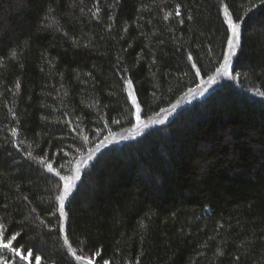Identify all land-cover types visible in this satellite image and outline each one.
I'll use <instances>...</instances> for the list:
<instances>
[{
    "label": "trees",
    "instance_id": "1",
    "mask_svg": "<svg viewBox=\"0 0 264 264\" xmlns=\"http://www.w3.org/2000/svg\"><path fill=\"white\" fill-rule=\"evenodd\" d=\"M223 4L243 17L231 65L240 77L94 156L65 201L69 250L57 227L62 182L37 160L55 154L68 175L130 129L122 76L146 120L200 82L189 52L204 79L213 75L228 31L222 2L99 0L97 18L96 0H0V224L21 232L13 246L32 264H79L71 251L97 249L95 264H264V5ZM50 8L60 31L45 28Z\"/></svg>",
    "mask_w": 264,
    "mask_h": 264
},
{
    "label": "snow or ice",
    "instance_id": "2",
    "mask_svg": "<svg viewBox=\"0 0 264 264\" xmlns=\"http://www.w3.org/2000/svg\"><path fill=\"white\" fill-rule=\"evenodd\" d=\"M221 2H222L223 12L225 16V23L227 24V29H228L226 33V40L224 42V47L222 48V51H221V58L216 61V64L218 66L215 68L214 74L211 76H208L207 79H204L201 69L200 67L197 66V63L195 62L193 55L191 54V52L188 53L187 59L188 61L191 62V68L195 70V76L200 79V83L196 84L195 89L190 88L186 96L189 94L195 95L197 93L200 95H203L204 92L207 91L209 86L217 83L218 80H220L221 78H228V79L236 80L241 75L240 73H234L231 70V64H232L233 56L236 55L238 47L241 46L242 30H241V24L239 23V21L242 20L243 17H236L234 19L233 15L229 12L228 6L223 4V0H221ZM260 2H261V5H264V0H260ZM98 5H99V0H96L95 11H92V9H89V13L93 17H97V18L99 16V13L101 12V9ZM252 7H256V5L254 4ZM250 10L251 9H249V11ZM52 12L53 10L50 8L49 16L47 17L48 23L45 24V28L54 26L56 27L57 31H60L61 28L59 26V22L55 19L53 15H51ZM181 15L182 13L180 10V5H176L174 16L179 18L181 17ZM170 16H172L171 13H169L168 15H165L164 19L168 20ZM109 19H112V17H109ZM189 19H191V17H189ZM180 23L183 24L184 20L181 19ZM108 27L111 28L112 25L109 24ZM125 31H127V29H125ZM65 35H67V33H65ZM73 43L79 46L76 40H73ZM83 47H88V45H83ZM12 56L15 57L16 52H12ZM89 75L91 74L89 73ZM121 79L123 80L124 84L127 85L128 98L131 104L134 105L136 109L134 113L136 123L132 125V129L136 130L141 127H147L148 124H144L141 121V111L142 110H141L140 104L137 102V97L135 95V91L133 88V81L131 79H125L123 76L121 77ZM257 94L264 97V91H258ZM177 103H179V101ZM176 107H177L176 104L171 105V109L173 111L175 110ZM165 112L166 110L162 108L160 109V112L157 113L156 115L159 116L160 114L165 113ZM11 114L13 117H15V112H12ZM152 122L153 121L151 120V118H149V123H152ZM69 123L71 122L69 121ZM112 123L119 124L120 121L114 119L112 120ZM10 131L14 137L18 136V129L16 127H12ZM73 131H77V129L74 128ZM97 131H99V129H97ZM83 139L87 141L89 138L85 136L83 137ZM107 139L108 137H105V140ZM22 143L23 142L19 141L18 139L13 141L14 146L18 149L21 147ZM104 146H105V141L104 140L100 141L98 144H96L95 148H92L89 150V155L87 159L81 160L79 163L86 164L87 160L91 159L92 155L98 152ZM59 151H63V150L61 149ZM77 151H79V149H77ZM26 155L29 159H36L35 157H33V154L31 152H27ZM65 155H67V153H65ZM54 158H55V154H53V159L46 160L43 157H41L37 160V162L43 165L47 172L53 173L56 177L59 178V181L62 182L63 186L62 188L58 187L57 190L59 191V195L56 196L55 198L58 201V205H59L57 209V211L59 212L57 227H58L60 234H62L64 237L65 245H67L69 250H71V244L68 240V236L66 234V227H65V220L67 217V214L65 213V201L68 199L70 194L73 192V189L76 186V182L80 179L79 166H77V168L72 171L71 175H62L61 172L57 170V168L53 167ZM23 199L27 201L28 197L25 196L23 197ZM32 211L35 212L36 209H32ZM51 215H55V212L51 213ZM41 223H44V221L41 220ZM49 230L51 231V228H49ZM20 236H21V232H15L9 235V232L5 228V226L0 224V249L15 251L17 254H19V249H16L13 246V242L15 241L18 243L19 242L18 237ZM29 254L31 255V248L29 249ZM71 256L74 258L75 261L79 262V264H95L98 257L102 258V251L100 249H97L94 253H90L89 255H78L76 251H71ZM21 258L27 259V257H21ZM35 259L37 261V264H39L41 257L36 256ZM235 259L238 261L240 257L237 256ZM103 264H111V262L107 259H104Z\"/></svg>",
    "mask_w": 264,
    "mask_h": 264
},
{
    "label": "rangeland",
    "instance_id": "3",
    "mask_svg": "<svg viewBox=\"0 0 264 264\" xmlns=\"http://www.w3.org/2000/svg\"><path fill=\"white\" fill-rule=\"evenodd\" d=\"M224 18H225V16H224ZM232 60H233V58H232ZM225 80H229V79L228 78H221L220 80H218L217 83L209 86L207 91H205L203 95H200V94L197 93L195 95L189 94V95L186 96V94L188 93V92H186V94L179 100V103H177V102L175 103L177 105V107L175 108L174 111L171 109V107L168 108V109H165L166 110L165 113H162L159 116L155 115V116L151 117V120L153 121L152 123H149V119L142 120V118H141L142 123L148 124L147 127H141L139 129H136V130H133L132 127H131L130 129L126 130L125 132H120L118 134L109 135L107 140L104 139L105 146L103 148H101L99 151H101L102 149L106 148V146L108 147L110 145H115V144L119 145L120 142H124V141H128V140H131V139H135L138 136H140L141 134H143L144 131H147V130L152 129L154 127L161 126V125L165 124L170 119V117H172L180 108H182V107H184L186 105H189V104L193 103L194 101L200 99L206 93H208V91H210L213 87H215L219 82L225 81ZM230 80H232V79H230ZM131 107H133V110H134V113H135V111H136L135 106L132 105ZM134 120H135V123H136L135 115H134ZM98 152L94 153L92 155V158L87 160L86 164H80L79 162L81 160L87 159V157L89 155V152L85 156H83L82 159L80 158V160L77 161L74 164L70 174H68V175H71L72 171L74 169H76L77 166H79V175H81L82 171L88 166L90 161L94 158V156ZM77 183H78V181L76 182V185H77ZM61 186H63V185H61ZM75 187H74V189H75ZM21 257H27V259H22ZM0 264H32V263H31V261H30L28 256H24L20 252H19V254H17L15 251L6 250V249H0Z\"/></svg>",
    "mask_w": 264,
    "mask_h": 264
}]
</instances>
